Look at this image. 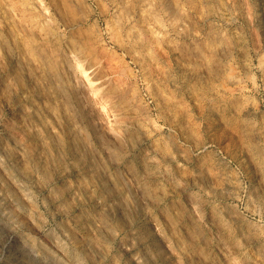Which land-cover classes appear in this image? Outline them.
Wrapping results in <instances>:
<instances>
[{
	"label": "rangeland",
	"instance_id": "rangeland-1",
	"mask_svg": "<svg viewBox=\"0 0 264 264\" xmlns=\"http://www.w3.org/2000/svg\"><path fill=\"white\" fill-rule=\"evenodd\" d=\"M0 264H264V0H0Z\"/></svg>",
	"mask_w": 264,
	"mask_h": 264
},
{
	"label": "bare ground",
	"instance_id": "bare-ground-1",
	"mask_svg": "<svg viewBox=\"0 0 264 264\" xmlns=\"http://www.w3.org/2000/svg\"><path fill=\"white\" fill-rule=\"evenodd\" d=\"M104 173H105V172H104ZM104 173H102V174H104ZM102 174H101V175H102ZM104 177H105V176H104ZM101 181H102V180H101ZM114 197H115V196H114ZM114 197H113V198H114ZM89 224H90V223H89ZM215 259H216V258H215ZM137 260H138V259H137ZM212 260H213V259H212ZM210 261H211V260H210ZM214 261H215V260H214ZM219 262H220V261H219ZM219 262H218V263H219ZM208 263H209V262H208Z\"/></svg>",
	"mask_w": 264,
	"mask_h": 264
}]
</instances>
